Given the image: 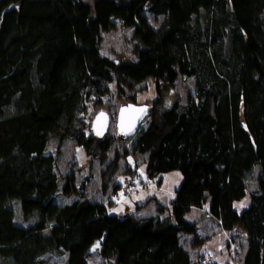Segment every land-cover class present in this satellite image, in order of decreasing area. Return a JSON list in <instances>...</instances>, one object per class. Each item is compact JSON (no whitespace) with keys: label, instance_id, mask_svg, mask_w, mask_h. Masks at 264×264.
<instances>
[{"label":"trees","instance_id":"obj_1","mask_svg":"<svg viewBox=\"0 0 264 264\" xmlns=\"http://www.w3.org/2000/svg\"><path fill=\"white\" fill-rule=\"evenodd\" d=\"M118 24L133 28L134 62L102 53L103 33ZM179 76L195 78V94L167 106ZM149 80L157 99L147 122L116 137L125 157H145L150 179L180 171L183 181L154 215L110 214L88 197L91 176L61 173L46 151L60 138L111 161L109 187L123 156L93 122L106 113L111 126ZM207 204L221 230L245 233L242 264H264V0H0V263L63 253L66 264L94 254L106 264H217L181 243L182 233L193 247L207 242L186 218Z\"/></svg>","mask_w":264,"mask_h":264},{"label":"rangeland","instance_id":"obj_2","mask_svg":"<svg viewBox=\"0 0 264 264\" xmlns=\"http://www.w3.org/2000/svg\"><path fill=\"white\" fill-rule=\"evenodd\" d=\"M85 1L91 2L93 0ZM132 34L133 28L124 29L119 24L112 31L103 33L102 53L113 62H134L136 57L133 54V45L131 44ZM195 85L196 80L194 77L179 76L174 91L166 94V105L170 106L177 99H180L183 103L187 102L188 96L195 94ZM136 91L138 92L136 105L151 107L157 99L156 84L152 80L139 84ZM115 102L119 108L123 103L129 101L122 99L115 100ZM116 131L117 119L111 123L108 132L104 136L115 138L116 145L119 147L123 158L120 159L119 170L106 189L102 185V172L111 161L101 164L88 156L73 141L61 140L60 138L51 140L46 153L58 154L61 173L70 172L73 167H79L84 176H91V181L87 186L89 189L88 197L105 203L110 214L137 213L142 217H147L154 215L160 205L170 206L177 189L183 181L182 173L172 171L156 179H150L146 174L145 157L133 154L125 157L127 152L123 151L125 148L123 147L124 143L116 137ZM131 144L132 142L129 145ZM112 155H110L109 160H111ZM129 167L132 168V171L136 169V172L125 174L129 172L125 171ZM256 177L257 171L249 179L251 187H254ZM115 184H118L117 188H115ZM71 200L73 199L68 198L66 202ZM249 205L250 193L248 192L244 199L235 203V209L240 213ZM208 206L209 204L202 209H192L186 215L189 221L199 226V234L206 236L208 238L207 242L201 247H193L191 244L192 235L182 233V245L193 259L200 257L206 262H216L217 264H242L247 252L245 233L242 230L230 232L221 230L217 222L209 216ZM44 257L47 259L48 264H66L67 255L63 253H49ZM89 264H106V262L99 255L94 254L90 257Z\"/></svg>","mask_w":264,"mask_h":264},{"label":"water","instance_id":"obj_3","mask_svg":"<svg viewBox=\"0 0 264 264\" xmlns=\"http://www.w3.org/2000/svg\"><path fill=\"white\" fill-rule=\"evenodd\" d=\"M150 111L151 107L147 105L128 104L122 106L117 118L118 134L124 137L135 135ZM102 114L98 115L93 122V131L100 137H104L110 127L109 116L106 113Z\"/></svg>","mask_w":264,"mask_h":264},{"label":"snow or ice","instance_id":"obj_4","mask_svg":"<svg viewBox=\"0 0 264 264\" xmlns=\"http://www.w3.org/2000/svg\"><path fill=\"white\" fill-rule=\"evenodd\" d=\"M103 115V114H102Z\"/></svg>","mask_w":264,"mask_h":264}]
</instances>
